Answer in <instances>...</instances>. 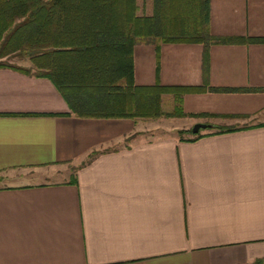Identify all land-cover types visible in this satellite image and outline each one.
I'll return each instance as SVG.
<instances>
[{"label":"crops","instance_id":"1","mask_svg":"<svg viewBox=\"0 0 264 264\" xmlns=\"http://www.w3.org/2000/svg\"><path fill=\"white\" fill-rule=\"evenodd\" d=\"M209 29L264 38V0H210ZM202 53L139 44L134 82L200 87ZM208 83L264 89V44L211 46ZM181 108L197 116L77 118L49 80L1 68L0 264H264V92ZM198 122L211 128L180 140Z\"/></svg>","mask_w":264,"mask_h":264},{"label":"trees","instance_id":"2","mask_svg":"<svg viewBox=\"0 0 264 264\" xmlns=\"http://www.w3.org/2000/svg\"><path fill=\"white\" fill-rule=\"evenodd\" d=\"M210 0H152V14L138 0H0V69L49 80L70 113L82 119L157 120L184 118L181 97L204 91L264 92L214 88L208 83L209 48L264 44V38L221 37L209 29ZM142 43L203 46L200 87L139 86L134 82V48ZM25 59L30 67L6 63ZM174 98L165 110L163 96ZM220 130V133L230 132ZM184 140L202 137L179 130ZM254 264H263L256 261Z\"/></svg>","mask_w":264,"mask_h":264},{"label":"rangeland","instance_id":"3","mask_svg":"<svg viewBox=\"0 0 264 264\" xmlns=\"http://www.w3.org/2000/svg\"><path fill=\"white\" fill-rule=\"evenodd\" d=\"M6 63L16 65V66L26 67V68L30 67V64L27 60L19 59L16 57H14V58L12 57V58L6 60ZM174 105H175V103L173 104L172 102L167 103L166 101H164V103H163L165 110H168V111H172L174 109ZM185 121L180 120V119H171L168 121V123H169V125L173 126V128H179L185 123ZM159 134H162V132H159ZM189 136L190 135H184L183 137L188 138Z\"/></svg>","mask_w":264,"mask_h":264},{"label":"water","instance_id":"4","mask_svg":"<svg viewBox=\"0 0 264 264\" xmlns=\"http://www.w3.org/2000/svg\"><path fill=\"white\" fill-rule=\"evenodd\" d=\"M211 125L205 124V123H195L192 128H191V133L192 134H197L199 133L201 130H207L210 129Z\"/></svg>","mask_w":264,"mask_h":264}]
</instances>
